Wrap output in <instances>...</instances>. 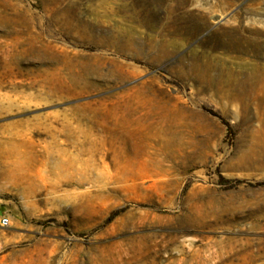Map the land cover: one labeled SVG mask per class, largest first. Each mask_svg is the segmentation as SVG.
Listing matches in <instances>:
<instances>
[{
	"label": "rangeland",
	"instance_id": "rangeland-1",
	"mask_svg": "<svg viewBox=\"0 0 264 264\" xmlns=\"http://www.w3.org/2000/svg\"><path fill=\"white\" fill-rule=\"evenodd\" d=\"M262 181L264 0H0V264H264Z\"/></svg>",
	"mask_w": 264,
	"mask_h": 264
},
{
	"label": "trees",
	"instance_id": "trees-1",
	"mask_svg": "<svg viewBox=\"0 0 264 264\" xmlns=\"http://www.w3.org/2000/svg\"><path fill=\"white\" fill-rule=\"evenodd\" d=\"M204 111L206 113H208L209 115H211V116H213L215 118H218L228 128L229 133H232V129H231L230 125L220 115H218L216 112H214L212 110H209V109H204ZM244 183L245 182H243V181H237L236 182V185L237 186H241ZM255 186H257V187H264V181L257 183Z\"/></svg>",
	"mask_w": 264,
	"mask_h": 264
},
{
	"label": "built area",
	"instance_id": "built-area-1",
	"mask_svg": "<svg viewBox=\"0 0 264 264\" xmlns=\"http://www.w3.org/2000/svg\"><path fill=\"white\" fill-rule=\"evenodd\" d=\"M11 226L10 219L0 209V228L7 229Z\"/></svg>",
	"mask_w": 264,
	"mask_h": 264
},
{
	"label": "bare ground",
	"instance_id": "bare-ground-1",
	"mask_svg": "<svg viewBox=\"0 0 264 264\" xmlns=\"http://www.w3.org/2000/svg\"><path fill=\"white\" fill-rule=\"evenodd\" d=\"M39 88L43 89L44 87L41 84H39Z\"/></svg>",
	"mask_w": 264,
	"mask_h": 264
}]
</instances>
